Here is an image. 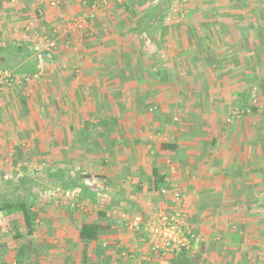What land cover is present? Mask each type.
<instances>
[{
	"label": "crops",
	"instance_id": "1",
	"mask_svg": "<svg viewBox=\"0 0 264 264\" xmlns=\"http://www.w3.org/2000/svg\"><path fill=\"white\" fill-rule=\"evenodd\" d=\"M50 1L11 6L42 19ZM74 1L72 8H88ZM104 1L80 54L60 51V65L40 84L20 74L0 85V139H12L21 160L30 151L40 156L56 175L54 187L70 191L74 204L51 241L35 235L41 217L27 236L18 213L0 214V264H13L19 247L24 264H156L144 231L125 225L171 212V194L159 192L165 180L180 192L200 238L186 264H229L232 251L242 256L230 264H264V128L255 132L247 96L254 54L238 51L230 28L248 24L206 18L196 4L202 13L183 4L189 16L175 19L169 5L161 18L152 13L159 0ZM234 108L251 112L228 123ZM15 220L16 235L9 227ZM82 223L102 226L97 241L78 239ZM211 235L213 248L202 239Z\"/></svg>",
	"mask_w": 264,
	"mask_h": 264
},
{
	"label": "rangeland",
	"instance_id": "2",
	"mask_svg": "<svg viewBox=\"0 0 264 264\" xmlns=\"http://www.w3.org/2000/svg\"><path fill=\"white\" fill-rule=\"evenodd\" d=\"M16 1L19 4L20 2L23 1L24 3L25 1L24 4H30V6L33 5V3H36V0ZM63 1H67L65 2V4L67 5L70 4L69 7H65V10L60 9V7L63 8L65 5L63 4L62 6L60 5L61 3L56 9H51L49 7L43 8V12L41 11L43 18L41 19L40 17L39 19H36L37 17L35 18L32 13H26V10L22 11L26 8L13 12V7L11 5H14V3H11V0H0V47L6 45H28V47L32 51L31 58H33L34 55L37 67L35 72V75L37 74L36 77L33 74L34 76L29 77L27 80L29 84H40L42 82V78L45 77L44 75L47 73L46 71H48V68L53 69L54 67L56 68V65H60V51H62V54L64 53V51H67L68 53H71L70 55L72 56L80 54L81 43L79 41L84 37V34H88L89 30L92 29V27L95 25L94 19L93 24L88 26L86 32H84L82 36H79V34H77V32L72 29L73 25H70V19L76 17L78 14L87 11V9H84L83 7H80L79 9L78 7V9L80 10L79 12L77 6L75 8H72L75 5L74 0ZM183 4H191V13L194 12L197 14L203 12L204 14L206 13V18L209 19L217 17L231 18L237 19V24H248L237 25L230 28L234 30V39L235 41H237L235 43L238 51L241 52L240 50H244L245 47L247 48L246 50L252 48L254 54V73H250L248 75V78L250 76V80L252 83L251 85H249L247 96L249 101L248 105L254 108L257 107L253 112H249L250 114L255 116L251 121V123L254 124L253 128L255 132L262 130V127L264 128V0H172L169 3V9L167 11L168 17L175 19L181 17L182 19H184V17L189 16H186L185 13H183L185 11V7H183ZM195 4L196 7L197 5H200L202 12L194 11L196 9ZM103 10L104 7L101 9L100 12H103ZM58 13L60 14L59 16L57 15ZM28 17L31 18L29 19ZM190 17L196 16L191 15ZM29 22H31L32 24L26 27L27 24L24 25V23ZM27 28H29L28 31ZM39 29H41L40 31H42V36L44 34L45 37L52 41H55L56 43L55 50L52 52H48L49 55H47V53L42 52L41 47L44 45L43 39L39 40L36 38L39 33ZM77 57L78 56H76V58ZM85 58L88 59V56H85ZM239 58L244 64L245 59L241 56ZM20 76L21 75H19L18 77ZM30 88V90H32L33 87ZM252 100L255 101L253 106L251 105ZM4 140L5 138L0 139V181H5V179L7 178L19 177H25L24 179H31L28 185L27 183H25L24 190L20 192H26V194L24 195L27 196V200L31 203L32 208L39 211V217H41V219L40 222L37 224V232L35 235H39V237L45 236V241H51L56 236L54 231L51 232V229L55 228L57 233L59 231L58 229L61 230L62 227L65 226L61 218H64V211H66L67 206L69 207L68 202H70V200H67L68 202L66 201L65 203H63L65 200L62 198L61 201L60 195L62 193H60V189L54 187L53 177L47 175L45 170V167L47 166H42V162H39L40 156L37 158L36 154L30 151L27 153L28 156H24V160L20 159L17 161L16 158L15 164L13 156L16 155L18 152L17 146H15L14 144L13 146H11V144L13 143L12 139L8 140V142L12 141V143H9L7 145L5 144ZM55 200H58V202H54ZM56 218L59 219L58 224H55L54 222ZM187 220L190 226L197 229V227L195 226V219ZM227 221L229 222V220ZM9 227L15 235L18 233H16V231L19 226L16 223V220L11 221ZM216 236L211 235L209 239L208 237L205 238L204 236H202L203 243L205 242L206 244H211L213 248V244H216L214 240ZM144 250L145 248L143 249V251ZM227 256L228 263L230 264L229 261H233L236 258L239 259L242 254L232 251L230 252V254H227L226 257ZM152 257L157 258L156 255Z\"/></svg>",
	"mask_w": 264,
	"mask_h": 264
},
{
	"label": "built area",
	"instance_id": "3",
	"mask_svg": "<svg viewBox=\"0 0 264 264\" xmlns=\"http://www.w3.org/2000/svg\"><path fill=\"white\" fill-rule=\"evenodd\" d=\"M83 5H87V11L78 14L76 17L70 19V25H73L72 29L82 36L86 32L89 25L93 24L94 19L100 13L101 9L105 6V1L101 0L99 2L88 3L87 0H78ZM120 1V0H119ZM60 2L52 0L49 6L52 9H56ZM29 28H27V31ZM64 32V31H63ZM44 45L41 47L42 52L48 53L52 52L56 48L55 41H52L43 35L42 37ZM37 75V74H36ZM35 75V77H36ZM34 76V75H33ZM12 74L7 70H0V85H10ZM29 77L22 76V79L28 80ZM255 103L252 100L251 105ZM250 109H232L229 111V117L227 122L229 123L233 119H238L243 114H248ZM169 181L165 180L164 185L160 188L159 192L161 195L171 194V199L174 203V207L171 212H159L153 218L148 219L146 222L142 221L140 216H134L126 222V230L128 232L138 231L142 229L146 235V246L147 249L154 255L160 257L156 264H167L166 259L179 254L186 253L189 255H194L197 252L198 244L200 243V238L196 236L194 229L187 222V214L183 209L181 194L180 192L171 185H168ZM167 186H169L167 188ZM65 203L67 200L71 199V192L64 191L61 194ZM54 202H58L55 200ZM68 202V201H67ZM69 205H74L70 204ZM102 203V202H101ZM82 205L80 206V208ZM79 208V207H78ZM143 249H140V252Z\"/></svg>",
	"mask_w": 264,
	"mask_h": 264
},
{
	"label": "trees",
	"instance_id": "4",
	"mask_svg": "<svg viewBox=\"0 0 264 264\" xmlns=\"http://www.w3.org/2000/svg\"><path fill=\"white\" fill-rule=\"evenodd\" d=\"M170 1L172 0H159L160 3L153 8L152 13L161 18L162 13L167 9ZM87 2L91 3L93 0H87ZM31 56L32 51L28 45H6L4 47H0V62L3 61L2 64L0 63V69L9 71L12 74L11 79H13L15 75L23 74L24 76H29L32 73L34 74V72L27 73L30 69H33V67L36 68V61L34 58H31ZM15 67H18V73H14L12 71ZM252 110L254 111L255 109L253 108ZM18 150L20 149H17V151ZM20 159H22V156L17 155V160ZM14 163L16 164V162ZM47 175L50 177L56 176L53 173ZM24 178L25 177L7 178L5 181H0V214L2 216H9L18 213L23 222L25 234L29 236L33 233L34 223L39 219V211L32 208V205L27 200V196L24 195L26 192H20L24 190L25 183L28 185L31 180ZM63 188L67 189L69 188V185H63ZM82 193L89 194L86 191H83ZM100 216H102V213H100ZM101 228L102 226L98 223H82L78 228V239L81 242H95L100 236L99 230ZM171 257L172 259L169 260V264H186L189 262V258L193 256L186 253H179ZM24 258L25 248L19 247L15 253L13 264H24Z\"/></svg>",
	"mask_w": 264,
	"mask_h": 264
}]
</instances>
